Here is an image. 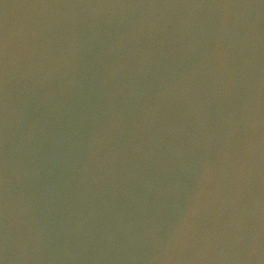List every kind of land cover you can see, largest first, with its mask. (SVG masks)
Here are the masks:
<instances>
[{
    "label": "water",
    "instance_id": "water-1",
    "mask_svg": "<svg viewBox=\"0 0 264 264\" xmlns=\"http://www.w3.org/2000/svg\"><path fill=\"white\" fill-rule=\"evenodd\" d=\"M2 264H264V0H0Z\"/></svg>",
    "mask_w": 264,
    "mask_h": 264
},
{
    "label": "snow or ice",
    "instance_id": "snow-or-ice-1",
    "mask_svg": "<svg viewBox=\"0 0 264 264\" xmlns=\"http://www.w3.org/2000/svg\"><path fill=\"white\" fill-rule=\"evenodd\" d=\"M5 41L3 39V34H0V90L3 89L5 85ZM3 199V169L2 163H0V204H2ZM0 252H3V237H2V230H0ZM2 264V262H0Z\"/></svg>",
    "mask_w": 264,
    "mask_h": 264
}]
</instances>
